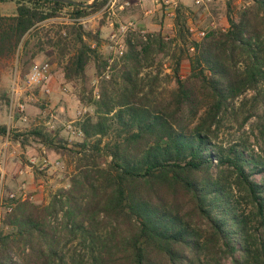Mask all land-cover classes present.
<instances>
[{"label":"trees","instance_id":"16d2710c","mask_svg":"<svg viewBox=\"0 0 264 264\" xmlns=\"http://www.w3.org/2000/svg\"><path fill=\"white\" fill-rule=\"evenodd\" d=\"M106 1L86 9L0 0V61L31 62L41 51L29 50L31 40L40 39V25L68 9L66 36L46 43H71L66 80L85 79L91 62L102 78L107 60L98 50L100 31L85 30L78 19ZM6 3L15 5L13 14L2 13ZM190 12L177 4L171 40L160 31L149 33L147 43L126 38L127 50L114 64L118 82L113 76L100 82L93 114L79 123L81 142L0 126V136L9 132L22 147L34 143L76 161L69 188L47 205L23 200L4 212L0 264H264V158L246 143L217 141L222 124L241 130L252 119L250 132L264 136L258 113L264 105V0L238 11L228 2L226 29L211 28L198 41L186 25ZM173 43V88L153 101L138 83L139 71ZM183 61L189 70L181 78Z\"/></svg>","mask_w":264,"mask_h":264},{"label":"rangeland","instance_id":"374dc122","mask_svg":"<svg viewBox=\"0 0 264 264\" xmlns=\"http://www.w3.org/2000/svg\"><path fill=\"white\" fill-rule=\"evenodd\" d=\"M192 1L184 0L183 2L192 4ZM250 1L213 0L200 7L187 5L185 7L191 10V14L186 15L187 28L192 26L197 31L204 30L207 32L212 28L210 23L214 22V28L225 30L227 27L225 9L228 2L233 10L238 11L243 6H247ZM108 2L109 0L106 1L102 9L95 13L78 19V22L82 24L85 30L100 31L101 43L98 50L107 60V67L102 74V78L95 76V69L91 62L86 67L85 79L66 80L63 75V68L68 57L73 53L71 43L67 46L61 43L59 45L55 44L53 47L48 46L46 43L49 37L53 38V42H56L59 36H66L67 27L72 20L68 9L63 10L58 18L48 20L40 25L37 31L40 39H32L29 50L36 51L37 48H40L41 51H38L31 62L26 65L23 64L27 57H23L20 60L0 61V122H11L9 123L10 132L26 133L32 128H38L52 137L67 141L70 145L81 142L82 135L78 136L70 133L66 126L71 124L75 130L80 131L79 123L93 114L92 105L94 101L99 100L100 82L108 80L110 76H113L112 82H118L114 64L119 62L120 58H116L109 47V34L119 29L121 25H126L127 22L133 21L136 27L145 29L149 33L162 32L166 41L174 37V17L166 16L168 7L172 6L171 1L169 4H165L163 0H159L158 3L153 0H129L130 5L124 10L118 8L123 0H117L111 7ZM11 4L15 6L13 3ZM145 11H150L148 18L144 15ZM110 22L114 24L111 27L108 25ZM194 38L197 41L200 40L197 37ZM134 39L136 40L137 38L134 37ZM89 44L94 46L92 42H89ZM175 48L173 43L167 52L168 55H166L167 53L158 56L152 54L143 63L139 71L138 83L144 84L146 91L152 92L150 98L153 101L160 100L162 98L161 94L173 88L171 75L174 60L170 56L176 52ZM63 54L64 58H62ZM42 62H47L50 66L48 76L41 87H28L25 82V76L29 66L32 63ZM188 70V62L183 61L180 70L181 78L187 75ZM13 87L18 91L16 95L11 93ZM45 88L50 89L49 94L44 93ZM250 95L251 93H248L245 97L249 98ZM18 104H23L25 107L24 115L27 119L25 122L19 121ZM258 113L264 115V105L260 107ZM253 121L254 119L250 120L249 124ZM195 123L196 120L193 125ZM249 124H246L241 130L237 129L236 126L231 127L227 122L222 124L218 132L217 141L222 142L224 145L228 143H246L250 149H253L264 158V136L261 137L257 131L250 132ZM2 143L3 140H1L0 146ZM43 150L44 148H40L34 143L22 147L11 141L7 151L10 154L9 160L12 163L13 169H11V173H13V179L11 178L9 180L10 184L6 185V193L16 191L18 184L14 178L20 170L24 171V174L20 177L25 184L26 196L31 197L28 201L35 204L47 205L51 197L59 190H67L69 188L70 178L73 175L76 163L74 157L69 155L58 156L47 150H45L46 153H42ZM31 156L48 158L52 164L55 161H58L59 164L43 170H38L36 167L28 169ZM1 162L2 150L0 151ZM4 212L2 211L1 218ZM55 221L60 223V215L57 216ZM69 248H71L70 245L66 247V250Z\"/></svg>","mask_w":264,"mask_h":264},{"label":"built area","instance_id":"2783aa9c","mask_svg":"<svg viewBox=\"0 0 264 264\" xmlns=\"http://www.w3.org/2000/svg\"><path fill=\"white\" fill-rule=\"evenodd\" d=\"M117 0H109L108 5L113 6L116 3ZM213 0H194L193 5L195 7L205 6L206 4L212 2ZM165 4H169V1L164 2ZM171 5L168 7V10L166 11L167 17H174L175 16V8L173 1H171ZM130 3L128 1H123L119 4V9L124 10L127 6H129ZM173 7V8H171ZM210 26L214 28L215 24L214 22L210 23ZM224 30V29H222ZM188 31L191 34V37L195 39L194 37H197L198 39H201L205 36L206 32L204 30L197 31L192 26L188 27ZM134 39L136 37L138 40H140L142 43H147L150 39V34L145 29H141L135 26L133 21L127 22L126 25H121L119 29H116V31H112L108 36L109 41V47L113 51V54L116 58H121L126 50H127V44H126V38ZM196 40V39H195ZM192 50V49H191ZM49 64L47 62L42 63H32L29 66L28 72L25 76V82L28 87H41L43 82L45 81L46 77L49 73ZM13 95H16L18 91L15 87L12 88ZM44 93L49 94L50 89L45 88ZM17 109L19 112V119L22 122H25L27 119L24 115L25 107L23 104H18ZM66 129L74 134L81 136L82 133L79 130H75L74 127L71 126V124H68L66 126ZM30 167L28 169H32L33 167H36L38 170L46 169L50 166H57L59 162L55 161L53 164L47 160V158H43L39 162H37L35 159L30 160ZM19 175H23L24 172L20 170ZM31 197L26 196L25 191V184L21 182L18 186L16 191L5 193L3 194L2 187L0 185V220H1V214L2 211L10 212L12 208L14 207L15 203L17 201H23V200H29Z\"/></svg>","mask_w":264,"mask_h":264},{"label":"crops","instance_id":"0c3cea01","mask_svg":"<svg viewBox=\"0 0 264 264\" xmlns=\"http://www.w3.org/2000/svg\"><path fill=\"white\" fill-rule=\"evenodd\" d=\"M126 1L129 2V0H126ZM153 1L155 3H158L159 2V0H153ZM163 1L164 2H166V1H169V2L170 1H173V3H174L175 6L177 4H180V5H183L185 7L187 5H189V6L191 5L192 6L194 0L192 1V4H185L183 2L184 0H163ZM1 11H2L3 14L11 15L15 11V6H13L11 3L3 4V5H1ZM149 13H150V11H145L144 12V15L148 18ZM108 25L111 27L114 24L112 22H110V23H108ZM19 121H21V120H19ZM9 123H11V122H9ZM9 123L0 122V126H6L7 131H9ZM1 140H3V143L0 146V151L2 150V162L0 163V185H1L2 190H3V194H5L6 193L5 192V190H6L5 187H6V185H9L10 184L9 183V180L12 178V174H13V173H11V169H13L12 166H11L12 163L9 160L10 154L7 151V148H8L9 144L12 141L11 138L9 137V132H7V134L5 136H0V142H1ZM40 148H44V150L42 151V153H46L45 150H47V149L45 147H40ZM39 156H41V155H39ZM33 159H35L37 162H39L43 158L42 157H38V156H31V158H29V162H30V160H33ZM47 160H48V158H47ZM18 172H17L16 177L14 179L17 180V184L19 185L22 182V179L20 177L22 175H19Z\"/></svg>","mask_w":264,"mask_h":264},{"label":"water","instance_id":"95a60500","mask_svg":"<svg viewBox=\"0 0 264 264\" xmlns=\"http://www.w3.org/2000/svg\"><path fill=\"white\" fill-rule=\"evenodd\" d=\"M48 1L61 2V3H64V4H72V5H75V6L84 7L86 9H91V8H93L96 5V3L99 0H90V2H88V3L80 2V1H76V0H48Z\"/></svg>","mask_w":264,"mask_h":264}]
</instances>
